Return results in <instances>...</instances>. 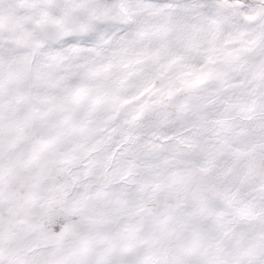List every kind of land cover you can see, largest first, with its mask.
Wrapping results in <instances>:
<instances>
[{
  "label": "rangeland",
  "instance_id": "obj_1",
  "mask_svg": "<svg viewBox=\"0 0 264 264\" xmlns=\"http://www.w3.org/2000/svg\"><path fill=\"white\" fill-rule=\"evenodd\" d=\"M0 264H264V0H0Z\"/></svg>",
  "mask_w": 264,
  "mask_h": 264
},
{
  "label": "bare ground",
  "instance_id": "obj_2",
  "mask_svg": "<svg viewBox=\"0 0 264 264\" xmlns=\"http://www.w3.org/2000/svg\"><path fill=\"white\" fill-rule=\"evenodd\" d=\"M155 65H156L155 62H150V63H148V67L147 68H149L151 66H155ZM149 69H151V68H149ZM93 94H96V92H94Z\"/></svg>",
  "mask_w": 264,
  "mask_h": 264
}]
</instances>
